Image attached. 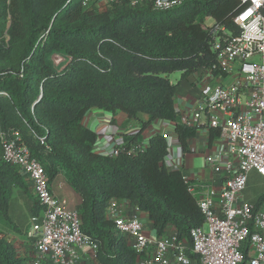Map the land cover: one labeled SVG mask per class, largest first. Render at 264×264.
<instances>
[{
    "label": "trees",
    "instance_id": "trees-1",
    "mask_svg": "<svg viewBox=\"0 0 264 264\" xmlns=\"http://www.w3.org/2000/svg\"><path fill=\"white\" fill-rule=\"evenodd\" d=\"M81 1L14 0L12 49L0 48V93H6L0 94V130L18 131L32 156L41 161L49 182L63 174L81 197L77 211L82 231L98 244L100 264H136L134 251L106 217L112 199L130 201L147 213L159 238L173 228L180 240H189L204 217L183 174L165 168L164 137H153L146 151L137 155L103 156L94 152L98 136L83 119L98 108L128 118L146 114L149 122L170 121L188 152V140L197 129L179 121L174 101L197 95L193 73L215 63L209 32L201 22L210 17L237 33L233 19L241 2L188 0L168 12L124 3L99 14L84 11ZM7 11L5 0H0V35ZM21 31L22 45L15 44ZM17 48L14 61L11 53ZM54 53L71 58L61 72L49 61ZM177 72L181 77L172 83L169 77ZM20 195L28 201L30 216L38 215L41 208L27 183L1 155L0 235L5 228L23 226L11 219ZM263 202L264 195L254 206L258 209ZM0 264L29 262L14 243L0 237Z\"/></svg>",
    "mask_w": 264,
    "mask_h": 264
},
{
    "label": "built area",
    "instance_id": "built-area-1",
    "mask_svg": "<svg viewBox=\"0 0 264 264\" xmlns=\"http://www.w3.org/2000/svg\"><path fill=\"white\" fill-rule=\"evenodd\" d=\"M187 1L82 0L81 7L96 13L126 3L132 8L150 5L153 11L168 12ZM239 1L240 10L233 19L237 33L215 21L208 27L205 21L210 17L201 22L209 32L215 63L193 73L201 98L197 109L181 122L219 131L224 148L217 157L208 158V163L224 180L214 186L184 178L204 217V224L191 230L189 246L176 231L152 242L137 214L109 202L106 211L134 251L136 264H264V208L242 199L251 172L264 178V0ZM40 140L45 143V138ZM0 146L2 159L16 167L41 208L38 215L29 217L26 235L33 249L29 264H79L84 253L90 257L87 264H100L98 244L83 233L78 211L53 194L41 161L32 156L20 133L0 130ZM145 151L141 143L117 148L112 156Z\"/></svg>",
    "mask_w": 264,
    "mask_h": 264
},
{
    "label": "crops",
    "instance_id": "crops-1",
    "mask_svg": "<svg viewBox=\"0 0 264 264\" xmlns=\"http://www.w3.org/2000/svg\"><path fill=\"white\" fill-rule=\"evenodd\" d=\"M200 98L201 95L199 91L197 95L175 98V109L180 117V122H182L184 116L191 115L197 109ZM149 121L150 117L142 113L139 114L137 118H128L121 112L113 114L105 110L93 108L85 115L83 124L98 136L96 144L94 145V152L96 154L112 156L117 148H132L141 143L144 144L147 149L150 140L159 135L164 137L167 141L168 153L164 159V166L168 171H180L184 178H188L191 182L196 184L209 183L214 186H220L222 184L224 180L223 177L216 175L208 163V158L217 157L225 145V141L219 137V131L217 129H208L204 125L197 126L196 136L188 140V152H184L175 132L174 123L163 120ZM145 123L147 124L143 127ZM212 135H216L213 137V140L211 139ZM134 137L137 138L132 142L131 140ZM1 155L2 150L0 149V157ZM252 173L264 179L255 171L251 172L249 177ZM55 179L59 181L58 185L55 183ZM49 184L53 194L59 200L68 203L61 192H63L62 190L65 187L70 189H72V187L68 184L63 174L56 176ZM70 197H72V199L70 203H68L69 206L77 210L81 205V197L75 191L73 192V196ZM242 199L246 202L244 192L242 194ZM110 203H115L118 207L126 209L129 213L137 214L142 220L145 232L150 240L155 242L158 239L157 233L153 229L147 213L136 211L134 208L135 206L127 200L112 199ZM261 207L264 208V202L261 204ZM106 217L110 220L112 219L107 211ZM172 231L175 230L171 228L170 232ZM2 234L3 232L0 235L1 238L4 237L8 241L14 243L21 258L26 259L28 262L32 259V245L29 247V244H22V241H18L15 236L11 235L10 237H5ZM27 243L30 242L28 241ZM185 243L189 246L188 240H185ZM89 258L88 254H82L79 264H87Z\"/></svg>",
    "mask_w": 264,
    "mask_h": 264
},
{
    "label": "rangeland",
    "instance_id": "rangeland-1",
    "mask_svg": "<svg viewBox=\"0 0 264 264\" xmlns=\"http://www.w3.org/2000/svg\"><path fill=\"white\" fill-rule=\"evenodd\" d=\"M5 3H6V6L8 7V11H7V16H6L5 28L3 30V33L0 35V48H2L3 51L9 52L8 50L12 49V47H11L12 36L10 34L11 33L10 30H11L12 25H13V18H12L11 10L13 9V6H14V0H5ZM141 6H143V5H141ZM98 13L102 14V13H105V11L98 12ZM205 24L208 27H211L212 25H214V20L209 19V20L205 21ZM17 35H19V36H17ZM17 35H16L17 40L15 41V44H20L21 39H22L21 36L24 35V31H21ZM21 45H22V43H21ZM11 54H12L11 58L14 59V61H16L18 59L19 48L15 49V51ZM49 61H50V63H52V65L55 69H57L58 71L61 72L69 64V62L71 61V58H69L67 56H63L62 54L54 53L50 56ZM180 77H181V73L177 72V73L170 75L169 78L171 79L172 83H176ZM213 87H214V84L211 85V88H213ZM58 182L59 181H57L55 179V183L57 185H58ZM62 191L65 193L61 192V194L64 196V198L67 199L68 203H70V200L72 199V197H70V196H73V192H74L73 189L65 187ZM16 195H17V193H16ZM262 195H264V179L258 177L257 174L252 173L249 177L247 187L244 191L245 201L249 204H255V203H257L258 199ZM31 196L33 198V195H31ZM15 201H17V206L19 207V209L17 210V212L15 214L12 213V217H11L10 213H9V215H10L12 221H15V222L18 221V224L22 223L23 226L21 228H15V229H13L12 227H10L9 229L5 228L2 230V232H3L2 235H4L5 237H10L11 235L15 236V238L18 239V241H22L21 242L22 244H26V245L29 244V247H30L31 244L27 243L29 240H28L27 235H26L28 228H30L29 216L31 215L30 210L28 209V201L26 198L24 199L21 195ZM18 216H20V217H18ZM32 251H33V249H32Z\"/></svg>",
    "mask_w": 264,
    "mask_h": 264
},
{
    "label": "clouds",
    "instance_id": "clouds-1",
    "mask_svg": "<svg viewBox=\"0 0 264 264\" xmlns=\"http://www.w3.org/2000/svg\"><path fill=\"white\" fill-rule=\"evenodd\" d=\"M30 262V261H29Z\"/></svg>",
    "mask_w": 264,
    "mask_h": 264
}]
</instances>
